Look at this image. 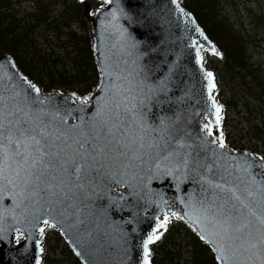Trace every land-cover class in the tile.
Here are the masks:
<instances>
[{"label":"water","instance_id":"95a60500","mask_svg":"<svg viewBox=\"0 0 264 264\" xmlns=\"http://www.w3.org/2000/svg\"><path fill=\"white\" fill-rule=\"evenodd\" d=\"M85 18L100 74L87 103L71 91H42L4 50L0 93L13 98L10 103L29 97L43 108L50 131L71 136L91 133L117 103L135 95L144 101L146 122L142 129L134 125L132 135L146 142L122 148L124 155L113 151L59 187V179L47 177L26 186L5 142L0 264H40L46 224L82 264H144V242L158 235L169 213L205 237L218 264H264V159L220 147L206 133L203 116L216 122L219 105L209 88L211 71L198 63L194 41H207L192 14L179 0H108ZM211 82L215 86L213 74Z\"/></svg>","mask_w":264,"mask_h":264},{"label":"trees","instance_id":"16d2710c","mask_svg":"<svg viewBox=\"0 0 264 264\" xmlns=\"http://www.w3.org/2000/svg\"><path fill=\"white\" fill-rule=\"evenodd\" d=\"M43 1L38 0L39 8L43 6ZM61 6L58 14L48 17L43 10L36 13H27L26 17L18 18L15 14L5 11L6 1L0 0V50L7 51L13 55L19 68L42 89L67 88L74 89L83 95L90 91L96 84L98 72L93 58V52L90 47L88 34L69 24L74 18L81 20L84 5L88 0H51ZM90 6L99 2L88 1ZM183 4L188 8L202 24L207 34L212 40L223 48L225 41H231L224 31L227 28L229 32L237 33L225 22L224 19L216 18L214 7L215 0H183ZM45 25L51 31V36L44 45L32 43L31 34H33L38 25ZM52 41H59L63 52H57L52 45ZM26 50V51H25ZM227 51V46L224 47ZM24 52L28 54H24ZM233 52V54H232ZM225 53H230L226 60L245 69L243 62V51L234 47ZM67 60V62H65ZM38 81L40 83H38ZM264 85V84H263ZM264 97L261 94L257 100ZM256 128L257 132L264 133V126ZM228 133L223 135V141H227ZM180 226L174 230L185 233L189 243L184 251L182 243L176 238L173 231L166 225L164 231L160 234V239L155 244L163 242L160 246V252L151 258L149 264H181L185 261L187 264H217L209 247L198 239V237L186 227L181 220H177ZM46 236V235H45ZM68 264H81L78 258L73 255L69 247L65 246ZM186 253V255H185ZM54 258L48 255L42 256L41 264Z\"/></svg>","mask_w":264,"mask_h":264},{"label":"rangeland","instance_id":"374dc122","mask_svg":"<svg viewBox=\"0 0 264 264\" xmlns=\"http://www.w3.org/2000/svg\"><path fill=\"white\" fill-rule=\"evenodd\" d=\"M5 1L7 4L5 11L15 14L18 18L26 17L27 13H36L40 10H43L50 17L58 14L61 9V6H59L61 2L57 5L51 0L43 1V6L40 8L38 0ZM88 1L101 4V0ZM215 3L214 13L216 18L224 19L237 33V35L233 34L223 27L231 40L225 41L223 47L227 46L228 51L233 49V46L238 48L241 46L244 49L243 62L245 64V69H242L231 63L230 60H226L225 57L220 60L216 56L207 55L211 58V63L207 61V66L210 69H212L211 66L214 67L216 75L220 79L221 96H216V98L220 104L222 103L220 98H222L228 106V111H224L227 114V121L223 135L228 133L227 141L231 145L228 146L224 141L223 143L231 149H246L248 151L251 149L250 152L259 155L264 153V133L257 132L253 126H264V97L256 99L264 94V0H215ZM87 6L88 8H86ZM89 10L90 6L84 5V11H81V20L75 17L74 21L69 22L70 25L79 29L78 32L84 31L88 34V23L85 15ZM30 36L32 43L44 45L51 36V31L41 24ZM52 45L57 52H63L62 48H57L61 45L59 41H52ZM24 54L28 53L24 52ZM227 55L230 56V53H227ZM213 71L215 72V70ZM38 83L40 82L38 81ZM55 89L62 92L74 90L67 88ZM217 135L220 140L218 132ZM176 220H171V222L176 223ZM176 226H180V224H174L168 233L173 231ZM46 227V236L43 235L41 242L42 253L54 258L56 263L53 262V264H68L64 249L67 245L65 240L56 229L51 228L49 225ZM174 232L185 251L186 244L189 243L188 237L185 233L177 230H174ZM162 243L152 248V257L154 256L153 251H155V256L160 252L159 246ZM45 264H52V260L46 261ZM181 264L187 263L182 261Z\"/></svg>","mask_w":264,"mask_h":264},{"label":"snow or ice","instance_id":"6c2138e0","mask_svg":"<svg viewBox=\"0 0 264 264\" xmlns=\"http://www.w3.org/2000/svg\"><path fill=\"white\" fill-rule=\"evenodd\" d=\"M206 75L211 89L214 87L211 82L212 73L208 72ZM31 88L39 92L35 85H31ZM134 88L135 85L131 84L126 91L132 93ZM12 99L0 93V148H5L7 142V148L11 149V159L17 164V175L24 174L23 183L26 186L33 182L39 184L45 177L50 181L59 179V185L55 186H63L73 174L79 179L81 173H89L102 161L109 159L113 151L124 155L120 150L131 148L138 141L139 147L144 146L142 135H132L136 132L134 125L142 129L145 124L140 111L144 101H138L135 95L117 103L115 111L91 133L81 131L75 136L60 129L50 131L49 124L43 120L46 115L43 108H34L29 97H25L24 101L10 103ZM216 112L219 122V106L216 107ZM209 132L211 133V129ZM220 147H224L222 134ZM3 162L0 159V164ZM53 186L51 183L46 184L49 188ZM167 220L168 217L165 216L164 224ZM201 238L205 237L202 235ZM159 239V235H150L144 242V264H149L148 245Z\"/></svg>","mask_w":264,"mask_h":264}]
</instances>
